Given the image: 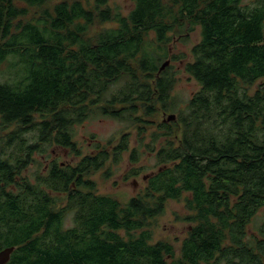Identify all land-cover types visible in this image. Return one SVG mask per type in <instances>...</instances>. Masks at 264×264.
Segmentation results:
<instances>
[{"label":"trees","instance_id":"16d2710c","mask_svg":"<svg viewBox=\"0 0 264 264\" xmlns=\"http://www.w3.org/2000/svg\"><path fill=\"white\" fill-rule=\"evenodd\" d=\"M49 3L0 0V250L15 248L7 264H264V222L248 232L264 209V0H132L127 14L109 0ZM196 28L189 58L171 56L199 86L179 108L178 72L160 67L173 38ZM176 107L174 122L151 121ZM97 117L135 127L139 141L154 126L144 149L160 167L141 195L121 203L86 178L122 160L128 134L74 166L53 162L33 182L23 175L46 148L78 155L73 129ZM139 155L133 148L130 161ZM168 200L189 213L178 254L153 238Z\"/></svg>","mask_w":264,"mask_h":264},{"label":"rangeland","instance_id":"374dc122","mask_svg":"<svg viewBox=\"0 0 264 264\" xmlns=\"http://www.w3.org/2000/svg\"><path fill=\"white\" fill-rule=\"evenodd\" d=\"M57 1L59 0H51L49 5H53ZM78 1H80L86 9H90L94 0ZM109 5L111 7H118L122 14H127L132 8V0H109ZM33 13H36L37 16L38 11L31 10V14ZM113 27H115V25L111 23L100 26L96 25L93 28V32ZM198 40V28L193 32H183L180 36H175L169 45L170 57L164 61H169V64L174 67L173 70L178 72L175 76L177 81L171 95L175 98L176 105L179 108L185 106L187 100L199 89V86L195 81L189 79L188 76L182 73V61H172L171 56L180 57L183 55L189 58L190 50ZM123 87L124 83L119 82L111 86L107 95L117 94ZM176 113L177 107L171 112L159 110L155 116H153L151 121L154 125L160 122H174L176 120ZM169 115H174L175 119L168 122L167 117ZM149 126L150 125H148V127ZM152 131H154V126L149 129L147 128L145 133L142 134V140L139 141L138 130L126 123H122L109 117H97L86 120L82 124L76 125L73 129V140L79 152L78 155L67 149H61L55 146L46 148L44 153H37L34 155V161L26 169L23 175L28 178L30 182H33L34 176L36 174L41 175L42 169L45 166L51 165L53 162L61 167L74 166L81 156L93 153L95 150L94 146L97 143L100 144V146H105L107 141L112 139V145H114L117 143L121 135L128 134L129 152L123 154L122 160L118 164H113L111 161H108L103 168L87 175L86 177L95 183L96 194L111 196L121 203H127L130 198L142 194L146 188L149 177L155 174L160 167L157 165L155 159V150L154 152H149L144 149L145 145L152 144L150 139V133H152ZM139 145L141 148H139ZM133 148H137L140 153L139 161L136 163L130 161L129 154ZM135 172H138V174L133 175L132 173ZM188 214L189 213L182 202L168 200L163 215L158 217L155 221L153 228L154 240H165L169 242L178 254L181 240L185 238L186 233L189 230V224L183 220ZM263 222L264 209L254 218L248 232H252L251 229H257V227ZM65 226H72L70 215L67 216Z\"/></svg>","mask_w":264,"mask_h":264},{"label":"water","instance_id":"95a60500","mask_svg":"<svg viewBox=\"0 0 264 264\" xmlns=\"http://www.w3.org/2000/svg\"><path fill=\"white\" fill-rule=\"evenodd\" d=\"M169 65V61H166L165 63H163L160 67V70H163L166 66ZM175 119L174 115H169L167 117V121H173ZM14 247H9V248H4L2 250H0V264H7L10 256L12 254V252L14 251Z\"/></svg>","mask_w":264,"mask_h":264},{"label":"flooded vegetation","instance_id":"af4514ba","mask_svg":"<svg viewBox=\"0 0 264 264\" xmlns=\"http://www.w3.org/2000/svg\"><path fill=\"white\" fill-rule=\"evenodd\" d=\"M92 154V153H91ZM49 172V166H45L43 169H42V171H41V173L43 174V175H45V174H47ZM2 250V249H1Z\"/></svg>","mask_w":264,"mask_h":264}]
</instances>
